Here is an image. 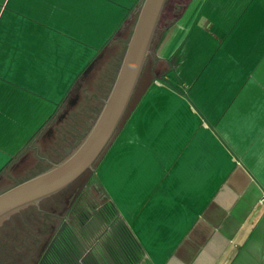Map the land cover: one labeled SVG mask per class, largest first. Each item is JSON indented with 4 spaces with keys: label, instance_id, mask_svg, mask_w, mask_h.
Returning <instances> with one entry per match:
<instances>
[{
    "label": "crops",
    "instance_id": "0c3cea01",
    "mask_svg": "<svg viewBox=\"0 0 264 264\" xmlns=\"http://www.w3.org/2000/svg\"><path fill=\"white\" fill-rule=\"evenodd\" d=\"M142 1L0 0V193L81 140ZM190 6L157 33L85 185L118 218L87 242L100 264H264V0Z\"/></svg>",
    "mask_w": 264,
    "mask_h": 264
},
{
    "label": "water",
    "instance_id": "95a60500",
    "mask_svg": "<svg viewBox=\"0 0 264 264\" xmlns=\"http://www.w3.org/2000/svg\"><path fill=\"white\" fill-rule=\"evenodd\" d=\"M166 0H143L110 90L95 120L62 159L0 193V225L12 214L62 190L93 164L115 133L137 85ZM70 197L69 200L72 199ZM60 224L55 237L66 225Z\"/></svg>",
    "mask_w": 264,
    "mask_h": 264
},
{
    "label": "trees",
    "instance_id": "16d2710c",
    "mask_svg": "<svg viewBox=\"0 0 264 264\" xmlns=\"http://www.w3.org/2000/svg\"><path fill=\"white\" fill-rule=\"evenodd\" d=\"M184 7H185V3L182 0H174L171 3L169 0H166V3L163 7L159 22L157 24L155 34L153 36L151 46H152V44L156 38L157 33L166 29L170 24H172L176 19H178V17L182 13ZM139 92H140V90L138 88V85H136L135 90H134L132 97L129 101V104L127 106V109H126V111L123 115V118L121 119L116 131L120 128L123 119L125 118L130 107L132 106V103H134V100L138 96ZM116 131H115V133H116ZM114 134H113V136H114ZM96 162H97V160L93 164V169H94ZM93 169L92 170L91 169L86 170L81 176H79L76 179V182L82 181L81 183H83L88 178L92 177ZM68 189H69V186H66L65 188L58 191L57 193L42 199V200H45V199L50 200L53 197H58L57 200L53 203L51 202L50 204L44 206L42 201H40L38 206L29 205V206L21 209V211H19L18 213L12 215V216H15V215L20 216V214L22 212H24L25 210H29L28 212H30L33 215V218L29 217L30 219L22 220L23 221L22 227L24 229H27V228L31 229L32 231L33 230L39 231V233L36 235L35 239L33 240V245H34L33 247L35 249V253L36 254H37V252L39 253V257H38L37 261H41L45 264L52 262V260H53L52 258L54 256H57V260L59 261V264H69L71 261H74L76 259V256L72 252V246H73L72 241L69 239L63 238V239H60V241H56V243L60 242L61 245L66 248L65 250H60V251L57 250L58 255L56 254L57 252L54 249L57 245L56 243H53L49 247V244L51 243L52 236H53L55 229H56V226H57V221H59L62 218V216L58 217L52 210H54L56 208L62 209L66 205L68 197H69ZM78 197H79V195H77L72 200L71 203L77 204L80 206L81 205H85V206L80 208L81 209V210H79L80 216H74L73 220L86 221V220H94V219L95 220L96 219H101V220H117L118 219L117 216L115 215L113 208L108 203H106L101 209L96 210L99 212V214L97 216L94 215V217H93V215L91 214V211H88V210L91 209L92 213L96 212V211H94L95 205H93V204L89 205V204H85V203L83 204L81 202H77ZM7 221L8 220L4 221L3 224L0 226V264H11V261L15 260L14 262H16V260H20V257H21L20 251L22 248L19 247L17 244H15V245L12 244L14 242V240L10 237L11 236L10 234H8V236L6 237L2 233L4 226L6 225ZM73 227L80 229V228H82V225L77 224V225H74ZM114 227L117 231H119V235L122 236L123 241L129 240V239H127L128 234H127L125 228L122 226V224L117 223ZM18 230H19V228L17 226L11 231L12 232L11 234L13 236H17L15 234ZM73 242H74V244L76 243V241H73ZM131 251H132L133 261H134V258H136V259L140 258V249L139 248L136 249V247H134L132 245ZM34 254H32L29 257V260H28L29 262L35 261L36 254L35 255Z\"/></svg>",
    "mask_w": 264,
    "mask_h": 264
},
{
    "label": "flooded vegetation",
    "instance_id": "af4514ba",
    "mask_svg": "<svg viewBox=\"0 0 264 264\" xmlns=\"http://www.w3.org/2000/svg\"><path fill=\"white\" fill-rule=\"evenodd\" d=\"M69 197L67 200L66 205L62 209H54L52 210L58 217L62 218L59 220L57 223L55 232L52 236L51 243L49 244V247L53 244L56 243V241H60V239L66 238L72 241V252L76 256V259L74 261H71L69 264H100L101 261V256H102V251L100 249V245L98 242L93 246L91 250L87 248V242L90 239H99L100 236H102L105 232V227L103 225H107L110 220H101V219H94V220H86V221H80V220H73L74 216H80V212H77L74 214V212H70L69 209L72 208L73 204L71 203L72 200L81 193L83 190L84 184H79V182H76L74 180L72 183L69 185ZM85 190V189H84ZM72 197L71 200L70 197ZM89 197V196H88ZM90 198V197H89ZM93 200H87V203L85 204H92ZM85 206V205H81ZM88 207V206H87ZM91 214L93 215H98L99 212L96 211L92 213V210L90 209ZM73 215V216H72ZM65 216H68V220L66 221V225L56 237L54 236L56 234L57 229L59 228L60 224L64 220ZM82 225V228L78 229L73 227L74 225ZM110 234L111 235H119V233L115 230V228H110ZM73 241H76L74 244ZM60 242H57L56 247L54 248L55 251L57 252L56 254L58 255V251L60 250H65L66 248L61 245ZM48 247V248H49ZM58 250V251H57ZM52 262L48 264H59V261L57 260V256H54L52 258ZM36 264H45L41 261H37ZM47 264V263H46Z\"/></svg>",
    "mask_w": 264,
    "mask_h": 264
},
{
    "label": "rangeland",
    "instance_id": "374dc122",
    "mask_svg": "<svg viewBox=\"0 0 264 264\" xmlns=\"http://www.w3.org/2000/svg\"><path fill=\"white\" fill-rule=\"evenodd\" d=\"M170 1V3L172 2V1H174V0H169ZM184 3H185V7H184V9H183V11H182V13L180 14V16L179 17H182V14L184 15V13H186V16H187V14H188V12L190 11V8H191V6H190V3L192 2V0H182ZM178 17V18H179ZM177 20V19H176ZM175 20V21H176ZM178 22V21H177ZM184 21L182 22V23H180V26L179 27H181V26H184ZM91 178V177H90ZM90 178H88L86 181H84L83 183H81L82 181H78L79 182V184H82V186H83V184H84V186L85 185H87L88 183H89V180H90ZM85 188V187H84ZM84 188H83V190L81 191V193L79 194V197H78V200H77V202H81V203H87V200H93L92 198H89L88 196H87V194H86V192L87 191H85L84 190ZM57 198L58 197H53V198H51L50 200L49 199H45V200H41L42 201V203H43V205L44 206H46V205H48V204H50L51 202L53 203V202H55L56 200H57ZM264 198V197H263ZM103 202V201H102ZM92 204L93 205H95L96 204V202L93 200V202H92ZM108 209V208H107ZM21 211V210H20ZM29 210H25L24 212H22L21 214H20V216H12V215H14V214H16V213H18V212H16V213H14V214H12L8 219H6V220H8L7 221V223H6V225L4 226V229H3V231H2V233H3V235L4 236H8V234H10L11 236V238L14 240V242L12 243V244H17L19 247H21L22 249H21V251H20V260H16V262H14V261H11V264H36V262H37V259H38V257H39V253L37 252V254L35 253V249H34V245H33V240L35 239V237H36V235L39 233V231H37V230H31V229H24L22 226V224H23V221L22 220H26V219H30V218H33V215L30 213V212H28ZM30 217V218H29ZM5 220V221H6ZM3 224V223H2ZM1 224V225H2ZM0 225V226H1ZM18 226V228H19V230L16 232V234L15 235H17V236H13L11 233V231L15 228V227H17ZM23 228V229H22ZM116 230V229H115ZM117 231V230H116ZM118 232V231H117ZM36 254V256H35V261L34 262H29L28 260H29V257L32 255V254ZM34 254V255H35Z\"/></svg>",
    "mask_w": 264,
    "mask_h": 264
}]
</instances>
